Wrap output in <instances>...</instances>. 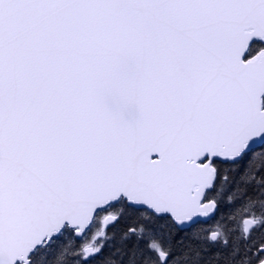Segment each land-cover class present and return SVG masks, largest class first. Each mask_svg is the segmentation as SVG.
<instances>
[{"label": "snow or ice", "instance_id": "1", "mask_svg": "<svg viewBox=\"0 0 264 264\" xmlns=\"http://www.w3.org/2000/svg\"><path fill=\"white\" fill-rule=\"evenodd\" d=\"M0 264H264V0H0Z\"/></svg>", "mask_w": 264, "mask_h": 264}]
</instances>
